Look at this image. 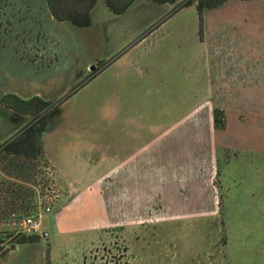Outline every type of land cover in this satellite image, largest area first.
Wrapping results in <instances>:
<instances>
[{"label": "crops", "instance_id": "1", "mask_svg": "<svg viewBox=\"0 0 264 264\" xmlns=\"http://www.w3.org/2000/svg\"><path fill=\"white\" fill-rule=\"evenodd\" d=\"M21 1L19 4L23 8V18H27L24 21L27 30L39 31L38 39L42 48L46 49L50 45L52 31L55 34L65 31L56 22H65L54 19L46 0L34 7L26 3L30 0ZM257 2L232 0L208 10L202 34L198 11L196 34L194 32L197 29L189 33L181 24L173 29H164L168 20L187 7L174 13L171 10L169 16L125 48L120 55L108 59L109 64L93 77L85 79L81 87L51 112L60 111L63 115L71 112L68 114L71 116H63L64 119L51 128L45 125L49 115L45 118L42 137L44 156L59 172L68 193L51 213L43 217V227L49 231L54 247L68 238L85 239L106 226L142 223L144 207L149 204L145 191L160 189L168 198L170 206L187 207L186 200H176L170 194L171 180L160 183L159 177L170 176V173L175 172L174 161L177 156L192 158L195 152L192 153L191 147L188 150L185 145L205 143L207 128L212 134L211 142L216 151L214 137L220 129L215 128L214 109L218 106L214 104L210 108V96L223 94L221 91L227 88H244L249 90L244 93L248 95L253 94V89L264 88L263 78L255 79L245 74L236 76L235 80L228 83L224 80L230 74L242 72L239 65L243 60L239 59V54L246 46L243 48L242 42L235 41L233 33L243 41V37L247 36L245 42L252 39L255 56L261 55L257 56L256 64L264 61V7H256ZM32 20L36 27L40 25L38 29H32ZM92 29L93 25L89 26V30ZM102 33L104 41H108V28L104 25ZM258 44L260 52L255 49ZM259 58H263V61ZM99 60L82 63L88 70L94 71ZM69 61L74 63L75 59L70 58L67 63ZM63 62L59 57L50 58L45 62L49 67L44 68L55 75L49 85L58 94L62 93L59 90L63 88V79L75 80L80 77L79 71H76L78 67L72 70L65 68V71L63 66L56 65ZM108 71L110 77L105 81L103 92L97 88L94 94L90 92L75 99L82 89ZM247 71H250L249 67ZM32 96L42 97V92ZM97 99L100 101L99 106L94 108L92 105L96 104ZM160 105L164 107L161 109ZM208 112L212 113L210 124L206 120ZM191 205L195 206L193 203ZM174 216L189 220L203 217ZM239 221L247 226L242 231L232 233L231 244L227 248L221 247L217 237L211 239L208 234H199L202 240L200 246L190 243V239H198L194 235L174 234L177 237L173 239L190 241L182 243L187 247H170L166 262L264 264V217L254 222L240 217ZM255 222L260 227L252 228L251 224ZM213 239H216V244L210 247L208 241ZM136 257H143V254L138 253Z\"/></svg>", "mask_w": 264, "mask_h": 264}, {"label": "rangeland", "instance_id": "2", "mask_svg": "<svg viewBox=\"0 0 264 264\" xmlns=\"http://www.w3.org/2000/svg\"><path fill=\"white\" fill-rule=\"evenodd\" d=\"M258 1L256 7L263 8L264 0ZM21 2L0 0V99L7 93H16L27 98L42 92V97L55 103L62 100L75 86L86 81L91 71L83 63L87 64L94 59L108 60L120 55L125 48L169 16L173 7L172 4L138 0L125 13L117 15L107 7L105 0H97L92 10L93 31L89 30V27L80 28L68 22H56L60 27L63 26L62 30L65 31L60 34L52 31L49 37L50 47L45 49L38 39L39 31L27 30L24 24L27 18H23ZM39 2L43 3L44 0L26 1L27 4L31 3L32 7ZM26 15L29 16L27 13ZM32 21V29H38L40 25L36 27L34 20ZM178 24L183 25L189 33H192L194 28L197 29L194 33L198 32L196 5L176 13L166 22L164 29H173ZM103 25L108 28V41L103 39ZM232 36L235 41L242 42L243 48L246 47L239 54V59L243 60L239 65L242 72L230 74L224 78L225 82L228 83L235 80L236 76L241 77L244 74L254 76L255 79L263 78L264 82V61L259 58L263 61L258 63L261 67L256 64L257 56L261 55L255 56L252 39L245 42L248 40L247 36L243 37L244 41L239 40L234 33ZM258 45L256 52H260V44ZM262 53L264 55V52ZM55 57L64 61L56 64L57 66L71 70L78 67L76 71H79L80 75L75 80L63 79V88L59 90L61 94L49 85L55 75L49 70H44L46 66L49 67L45 62ZM70 58H74L75 62L67 63ZM248 67L250 71H247ZM107 77H110L109 71L82 89L75 99L78 100L90 92L94 94L97 88L103 92ZM248 91L244 88H227L221 91L223 94L210 96V108L216 104L225 111L227 119V127L215 133L216 151L214 152V144L211 142L212 134L207 128L205 143L185 145L188 150L189 146L191 147L195 157L177 156L174 161L175 172L170 173V176L159 177L160 183L171 180L170 194L176 200H186L187 207L170 206L168 198L160 189L145 191L149 204L144 207L142 223L106 226L98 230L97 235L93 232L85 239L68 238L58 247L52 245L50 236L46 239L40 237L38 242L20 244L5 256H0V264H168L166 259L170 247H187L182 243L190 240L191 244L200 246L202 240L199 239V234H208L209 238L217 237L221 247H229L232 233L242 231L243 227L247 226L239 221L240 217L251 219L253 222L264 217V88L251 90L253 94H244ZM62 102H59L57 107ZM95 102L92 106L97 108L100 101L97 99ZM163 107L160 105L161 109ZM70 113L64 114L69 117ZM61 114L60 111L49 114L45 120L47 128L62 121L65 115L62 114L61 117ZM211 114L208 112L206 118L209 124ZM28 119L17 115L0 102V144L15 135ZM2 157L3 154L0 155V237L8 233H25L23 220L26 215L38 211L40 195L49 187L53 177H58L64 186L60 202L68 195L59 172L45 156L23 158L16 164L6 162ZM169 164L172 168L171 161ZM190 201L195 206H192ZM175 214L203 217L189 220L174 216ZM259 225L256 222L251 224L252 228L260 227ZM174 234H191L199 240H177L173 239L177 237ZM208 242L211 243L210 247H214L216 239ZM11 244L13 243L7 239L4 249ZM138 253H142L143 257L137 258Z\"/></svg>", "mask_w": 264, "mask_h": 264}, {"label": "trees", "instance_id": "3", "mask_svg": "<svg viewBox=\"0 0 264 264\" xmlns=\"http://www.w3.org/2000/svg\"><path fill=\"white\" fill-rule=\"evenodd\" d=\"M138 0H105L107 7L115 14L125 13ZM158 4H172L174 13L182 8L196 5L199 14L200 32L202 34L205 13L208 10L217 8L229 0H150ZM47 7L58 22H68L80 28H87L92 25V10L97 0H46ZM109 60L101 59L96 64V69L90 72V77L99 73ZM86 78V80L89 78ZM85 82V81H83ZM75 86L62 100L68 98L84 83ZM0 102L4 107L13 110L17 115L28 117V121L6 142L0 144V155L10 163H19L21 159L44 156L43 127L45 118L57 108L59 102L46 100L40 96L22 98L14 93L3 95ZM215 128L223 130L227 127L225 111L219 107L214 109ZM19 165V164H18ZM21 168V167H20ZM9 239L15 244H29L40 240L37 235H26L25 233H8L0 237V252Z\"/></svg>", "mask_w": 264, "mask_h": 264}, {"label": "built area", "instance_id": "4", "mask_svg": "<svg viewBox=\"0 0 264 264\" xmlns=\"http://www.w3.org/2000/svg\"><path fill=\"white\" fill-rule=\"evenodd\" d=\"M57 178L53 177L49 187H46L43 195H40L38 211L25 216L22 224L25 233L45 239L49 237V231L43 227V217L53 211L60 202L64 191V186Z\"/></svg>", "mask_w": 264, "mask_h": 264}, {"label": "water", "instance_id": "5", "mask_svg": "<svg viewBox=\"0 0 264 264\" xmlns=\"http://www.w3.org/2000/svg\"><path fill=\"white\" fill-rule=\"evenodd\" d=\"M15 246H16L15 243L11 244L10 247H7V248H5L4 250H2V251L0 252V256H2V257L5 256L6 253H7L8 251H10V249H14Z\"/></svg>", "mask_w": 264, "mask_h": 264}, {"label": "flooded vegetation", "instance_id": "6", "mask_svg": "<svg viewBox=\"0 0 264 264\" xmlns=\"http://www.w3.org/2000/svg\"><path fill=\"white\" fill-rule=\"evenodd\" d=\"M51 114V113H50Z\"/></svg>", "mask_w": 264, "mask_h": 264}]
</instances>
